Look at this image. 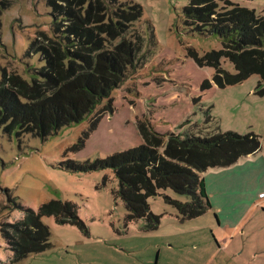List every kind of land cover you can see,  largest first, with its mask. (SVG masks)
Returning a JSON list of instances; mask_svg holds the SVG:
<instances>
[{"label": "rangeland", "instance_id": "1", "mask_svg": "<svg viewBox=\"0 0 264 264\" xmlns=\"http://www.w3.org/2000/svg\"><path fill=\"white\" fill-rule=\"evenodd\" d=\"M189 1L0 0V89L36 79L46 65L50 40L67 37L74 16L93 26L109 20L112 27L101 32L105 43L127 41L137 47L123 80L111 92L109 112L86 115L46 136L0 120V264H10L14 256L3 232L12 235L13 225L24 219L27 210L38 213L52 203L68 205L74 214L64 219L56 216V208L45 209L41 223L50 233V248L13 264H264V255L250 257L254 241L263 239L256 232L264 222L260 212L248 215L253 222L244 228L253 229V234L244 238L247 250L241 257L233 255L242 247L240 231L222 228L250 206L245 193L239 195L235 189L236 181L221 180L225 173H233L226 171L242 157L228 167L206 170L211 208L194 219L182 220L166 201L190 202L191 196L171 189L157 191L148 200L151 214L159 217L155 228L145 219L128 218L110 169L92 168L97 160L141 145L139 123L162 141L170 134L184 138L216 128L240 136L252 133L264 144L259 77L252 75L224 88L214 85V69L198 66L191 56L218 51L222 42L218 35L200 32L187 22L184 8ZM229 1L264 13V0ZM218 63L234 73L228 60ZM191 106L189 117L179 124ZM208 114L213 121L204 124ZM261 169L255 164L244 167V177L252 178L246 181H251L249 186L256 183L250 172ZM259 201L264 205V199Z\"/></svg>", "mask_w": 264, "mask_h": 264}, {"label": "trees", "instance_id": "2", "mask_svg": "<svg viewBox=\"0 0 264 264\" xmlns=\"http://www.w3.org/2000/svg\"><path fill=\"white\" fill-rule=\"evenodd\" d=\"M133 8L140 12L137 5ZM184 12L187 22L198 31L221 39L220 50L201 57L191 56L198 66L214 69V85L234 86L256 75L260 79L258 94L264 95V13L257 14L229 0H190ZM97 22L99 25L93 26L84 19L83 24L74 16L68 36L50 40L53 42L51 50L45 53L46 65L36 79L0 89L1 121L46 136L80 122L86 115L111 110V92L123 80L137 47L127 41L118 45L105 43L101 32L108 31L113 22ZM221 59L233 65L234 73L221 67L218 63ZM211 121L213 117L208 114L204 124ZM138 130L143 140L141 145L97 160L92 168H108L113 172L118 181L115 194L124 203L128 218L145 219L150 228L159 222V217L151 214L148 203L158 195L157 191L171 189L191 196L190 202L169 198L166 201L176 208L182 220L194 219L210 208L201 174L208 168L228 167L261 147L258 136L252 133L240 136L221 133L216 128L204 135L187 134L184 138L170 134L164 141L144 123L138 124ZM67 206L47 204L38 213L29 209L24 219L13 225L12 235L3 232L14 250L10 264L50 248V233L41 223V216L45 209L52 207L56 208V216L67 219L74 214Z\"/></svg>", "mask_w": 264, "mask_h": 264}, {"label": "crops", "instance_id": "3", "mask_svg": "<svg viewBox=\"0 0 264 264\" xmlns=\"http://www.w3.org/2000/svg\"><path fill=\"white\" fill-rule=\"evenodd\" d=\"M192 110H193V108L191 106L189 111L187 112V114H184L179 118V124L184 123L183 120L186 117H189ZM179 124H175L174 127H176ZM247 164H255L257 166L262 167L261 171L258 173L257 172H250L256 176V183L252 186H249L251 181L249 183H246L247 180H251L252 178L244 177L247 174L245 172H243V170ZM230 170H234L235 172L233 171V173H225L224 176H226V177H224L221 180L229 181L232 179V180L236 181L237 183L235 184V189L240 192L239 195H243L245 193L244 194L245 199L250 202L249 208L243 214H241V216L236 218V220L234 222H232V221L225 222L224 223L225 226L222 227L223 229H225V231L228 229H232L235 233L240 231L239 237L243 241L242 247L239 251L237 250L233 255L236 257H241L242 253L246 249L244 238L245 237L250 238V236L253 234V231H252L253 229L248 228V231H246L244 228V227H246V225L252 224V222H253V219H248V215L251 212H253L254 215L257 214L258 212H260L264 216V205H263V202L259 201V199H264V144L261 145L260 150L255 152V154H252V155H249L246 157H242L241 159H239L232 167L229 168V171H226V172H231ZM236 171H238V172H236ZM204 173H202L201 176L203 177V179L205 181L207 176ZM242 177H244V178H242ZM242 182H244L243 185H242ZM248 194H250V195H248ZM260 195H263V197H260ZM207 196H208V193H207ZM242 199H244V198L241 197L239 200H242ZM209 204H210V201H209ZM210 208H211V204H210ZM210 208H208V209H210ZM226 208L228 210H230L231 206H227ZM261 224H262V226H259V229H256V232L260 231L263 239L259 242H258V240L254 241V243H256V244L254 245V247H252L250 249V257H251V259L253 258L252 260L256 259L258 257V255H264V222H261ZM242 228H244V229H242ZM237 241H239V239Z\"/></svg>", "mask_w": 264, "mask_h": 264}]
</instances>
